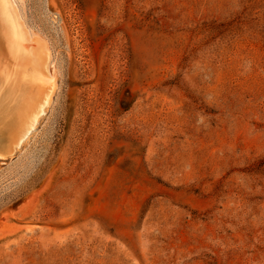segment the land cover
<instances>
[{
	"label": "rangeland",
	"instance_id": "374dc122",
	"mask_svg": "<svg viewBox=\"0 0 264 264\" xmlns=\"http://www.w3.org/2000/svg\"><path fill=\"white\" fill-rule=\"evenodd\" d=\"M13 1L58 85L0 264H264V0Z\"/></svg>",
	"mask_w": 264,
	"mask_h": 264
},
{
	"label": "water",
	"instance_id": "95a60500",
	"mask_svg": "<svg viewBox=\"0 0 264 264\" xmlns=\"http://www.w3.org/2000/svg\"><path fill=\"white\" fill-rule=\"evenodd\" d=\"M44 42L19 28L9 0L0 4V156L14 154L52 90Z\"/></svg>",
	"mask_w": 264,
	"mask_h": 264
},
{
	"label": "bare ground",
	"instance_id": "6f19581e",
	"mask_svg": "<svg viewBox=\"0 0 264 264\" xmlns=\"http://www.w3.org/2000/svg\"><path fill=\"white\" fill-rule=\"evenodd\" d=\"M9 4H10V7L12 8L13 12H14V15L16 17V20H17V23L19 25V28H20V31L21 33L26 36L29 40H33L35 38L41 40L42 42H44L45 46H46V49L48 51V54H49V61H48V64H47V73H48V76L49 78L52 80V90H51V94L55 91L57 85H58V79H57V76L55 74V70H54V67H53V64H52V52H51V49H50V46L48 44V42L46 41V39L42 36H39V35H33L26 27L19 11L17 10L15 4H14V1L13 0H9ZM50 94V95H51ZM50 98V96H49ZM49 100V99H48ZM48 102V101H47ZM47 104V103H46ZM37 123V120L36 122L34 123V125ZM33 125V126H34ZM0 157H4V156H0Z\"/></svg>",
	"mask_w": 264,
	"mask_h": 264
},
{
	"label": "snow or ice",
	"instance_id": "6c2138e0",
	"mask_svg": "<svg viewBox=\"0 0 264 264\" xmlns=\"http://www.w3.org/2000/svg\"><path fill=\"white\" fill-rule=\"evenodd\" d=\"M4 2V0H0V4H2Z\"/></svg>",
	"mask_w": 264,
	"mask_h": 264
}]
</instances>
